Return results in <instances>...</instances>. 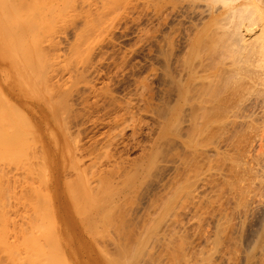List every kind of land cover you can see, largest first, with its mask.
<instances>
[{
	"label": "bare ground",
	"instance_id": "obj_1",
	"mask_svg": "<svg viewBox=\"0 0 264 264\" xmlns=\"http://www.w3.org/2000/svg\"><path fill=\"white\" fill-rule=\"evenodd\" d=\"M129 35L127 55L151 43L157 65L118 96L97 80ZM125 56L112 61L120 73ZM0 70L3 102L52 136L44 191L93 234L98 260L264 264V219L241 244L264 209V0H0ZM60 242L47 263L70 252Z\"/></svg>",
	"mask_w": 264,
	"mask_h": 264
},
{
	"label": "rangeland",
	"instance_id": "obj_2",
	"mask_svg": "<svg viewBox=\"0 0 264 264\" xmlns=\"http://www.w3.org/2000/svg\"><path fill=\"white\" fill-rule=\"evenodd\" d=\"M143 23L145 29H151L147 30L150 32L149 34H151V32L153 33V29L157 27V23L155 25V21H145ZM128 33L132 35V30H129ZM131 35H129V37ZM134 43H136L135 38L131 36L123 43V47H120L118 49L117 46L115 48H111L110 50L112 51L108 50L109 55L106 54L107 61H104L100 67H104L105 64V67L102 68L104 70L101 69L102 77L100 76L99 80H97V86L101 87L102 83V87H106L107 85V87L109 86L108 89H110L111 87L112 91H115V95L120 94L118 96H122L126 93V91L128 92L130 86H132V84L134 85V82L139 80V76L141 78V76L148 74L150 70L152 71V69L157 65V63H155L156 61L152 59L154 46H151V43H148L150 45L146 44L145 47L142 48L143 50L141 49L139 51V54H137V56L129 57V55L127 54L130 52V46ZM125 47L127 49H125ZM133 47L134 45H132V48ZM124 49L126 52H124ZM120 53H122V55H120ZM124 55H126L124 57L125 63L121 64V67L123 66V71L122 73H120L121 71H118V67L114 66L112 61L118 62ZM61 63L60 66H62L58 68L56 73V82H62L66 80L67 73L63 71V68H66V64L64 66V62ZM110 63L111 65H109ZM121 67H119V69ZM118 72L120 74H118ZM92 77L95 79L96 76H90L91 80ZM1 80L2 74L0 75V81ZM3 92L5 93L4 90ZM0 100L2 99L0 98ZM5 101L10 102L8 98H6ZM5 101L3 102L2 100L0 102V104L3 102V105L1 104L2 106H6V109L2 107L3 110H0V264H19L20 261L22 264H24L25 260H28V263L25 262V264H46L48 259L45 260V258L49 256L46 254L52 252L51 250L54 251V249H56V247L60 245L59 242L61 241V239L59 238V236L64 235L62 233L64 229L66 231L65 235L67 236L64 237L62 243L63 246L68 247L71 250L69 252V249H66L67 252L64 254V258H60L57 256L53 257L52 259L50 258L47 264H50V262H53L55 264L74 263L72 258L76 259V262H79V264L83 261L88 264H104L102 260H98V251L92 245L93 234L89 231L79 229L77 225H74V222L77 223L79 218L75 215L72 209H70V218L62 214L61 208L64 200L60 199L57 196L58 194L55 193L56 195H53L52 192L44 191L45 178L44 176H41V173H45L48 176L49 173L55 172V169H57V165L52 162L53 158H55V152L52 146V136L49 135L46 130H44L43 125H41L40 127L36 124H42L40 120L34 118L35 122L31 121L30 119L25 121L27 119L25 117L27 113L25 108L19 107V109L17 107H10V110L8 108L9 105ZM135 109L136 108H133L132 110ZM1 112L3 113L1 114ZM22 116L26 118L22 119L25 122L35 123V128H32L35 132V137H33L32 134L27 131L28 128L25 126L26 124L24 123L23 125L21 120ZM145 121H148V119H145ZM15 129H20V132L22 129L23 130L22 133L18 132L20 135H18L14 142V140L12 141L11 135L13 134ZM87 130L88 137L97 136L95 129L87 126ZM24 132H29L27 134L28 137L25 136L26 134L23 135ZM13 135L16 136V133ZM138 137L139 140L144 139V136L142 134ZM22 138H27L28 140H24ZM85 139L87 140V137H85ZM127 146L129 147H127L129 150V154L133 156L134 154L132 145ZM28 170L30 174L27 173ZM56 192L62 194V189L59 188V190L57 189ZM66 201H69L68 197H66ZM58 203L61 204L60 209L58 208ZM250 215L249 217H247L248 219H246L247 221L245 223L244 231L241 236V244L243 247L247 246L248 242H251V237L254 230L258 227V224H260V220L264 219L262 218L264 217V209L255 210L252 214L250 213ZM27 242H29V245H31V242L32 245H27ZM66 242H68L67 244L69 246L66 245ZM34 243L36 246L34 245ZM28 246L31 249H26V247ZM34 247H38L42 254H38L35 256L33 251L34 249L38 248ZM44 248L46 249V251ZM31 250L33 253L31 252ZM39 250H37L36 252H38ZM42 250L44 251V253L42 252ZM27 253L29 255H27ZM25 255L27 258L23 259ZM28 258L31 259L29 260ZM36 260L40 263L36 262ZM93 260L95 261L93 262Z\"/></svg>",
	"mask_w": 264,
	"mask_h": 264
}]
</instances>
